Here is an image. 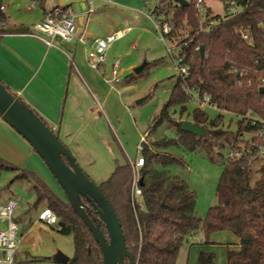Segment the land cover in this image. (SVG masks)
<instances>
[{
  "label": "trees",
  "instance_id": "16d2710c",
  "mask_svg": "<svg viewBox=\"0 0 264 264\" xmlns=\"http://www.w3.org/2000/svg\"><path fill=\"white\" fill-rule=\"evenodd\" d=\"M187 2V6L179 7L174 0H157L152 10L154 16H161L169 25L165 38L189 72L185 81L176 78L141 144L139 156L143 164L137 175L145 209H138L132 199L133 171L127 161L116 163L97 186L119 221L126 249L135 264H176L179 249L198 231L203 233L205 245L215 233L228 232L236 239L226 252V264H264V158L260 156L264 143L260 135L264 129V92L259 91L260 80H264V0ZM209 2L221 4L224 16L214 15L207 6ZM229 7L239 10L227 12ZM5 21L0 11V24ZM187 88L200 98L208 97L218 110L214 119L198 108L192 111L190 122L205 131L202 138L181 130V116L190 102ZM226 114L237 120L235 133L224 129ZM164 125L172 128L170 135L150 138ZM245 134L248 139H244ZM179 148L212 164L222 161L223 151H228L215 190L216 204L209 207L204 219L196 211V192L172 171L174 167L185 168L184 162L169 152ZM17 179L33 183L34 206L44 203L58 220V233L71 238L73 255L66 264H103L98 245L61 189L65 201L33 174L20 172ZM89 209L90 219L107 237L103 222L90 206ZM14 221L18 225V220ZM29 226L30 222L23 230ZM214 259L212 252L201 249L196 264H214Z\"/></svg>",
  "mask_w": 264,
  "mask_h": 264
},
{
  "label": "crops",
  "instance_id": "0c3cea01",
  "mask_svg": "<svg viewBox=\"0 0 264 264\" xmlns=\"http://www.w3.org/2000/svg\"><path fill=\"white\" fill-rule=\"evenodd\" d=\"M143 4L144 0H1L0 3V11L6 18L0 24V83L57 133L81 170L96 184L110 175L116 163L132 164L139 136L118 91L104 81L110 67L107 73L103 67L100 73L93 71L86 63V54L93 50L95 40L120 31L119 26L125 23L139 22L128 14L120 20H109V12L115 11L110 10V5L138 11ZM61 6H70L73 11L76 25L73 42L55 38L47 45L45 39L30 35L32 26L43 19L46 11ZM19 28L27 32L3 31ZM126 28L131 31V27L121 30ZM0 165L14 168L10 171L0 167L14 174L15 180L20 172L35 175L60 198L44 163L1 119ZM193 237L184 243L186 264H196L201 249L214 256L221 254L226 264V252L236 243L230 233L222 232L211 235L209 244L205 245L203 236L202 241L197 240L200 244L192 247Z\"/></svg>",
  "mask_w": 264,
  "mask_h": 264
},
{
  "label": "rangeland",
  "instance_id": "374dc122",
  "mask_svg": "<svg viewBox=\"0 0 264 264\" xmlns=\"http://www.w3.org/2000/svg\"><path fill=\"white\" fill-rule=\"evenodd\" d=\"M155 5L156 0H144L141 10L138 11L114 5L109 7L110 10H115L109 12V20L112 18L120 20L127 14L132 19H139L137 23L128 22L119 26L120 30L125 27H131V31L123 39L111 45L105 55V64L102 66L105 73H107L114 61H119L117 73L120 82L113 85V87L118 91L121 101L127 108V113L133 122L134 129L139 136L136 142V151L131 160L132 165L140 158L137 152L140 138L144 137L153 118L167 101L170 90L177 78V71L172 60L176 54L173 44L166 38L162 41L153 24L156 22L152 14ZM207 6L211 8L214 15L224 16L221 4L209 2ZM238 10L231 11V13ZM147 16H150V19ZM109 20L106 18L105 22ZM92 25L93 27L96 26L95 24ZM98 35L97 32L96 36ZM167 49L172 52L168 54ZM139 66H143V70L136 75L133 71ZM106 77L107 75L103 78ZM194 97L198 98L199 95L195 93ZM142 99L143 101L137 104ZM195 108V100L190 101L186 105V111L181 116L184 122L191 121L192 111ZM205 112L210 119H214L217 115V112L213 110H206ZM174 118L178 119V111ZM223 126L229 132L235 133L237 130L236 118L229 114L224 115ZM171 133L172 128L164 125L155 133H151L150 138L162 134L170 135ZM248 138V134H245L244 139ZM262 150L264 152V143ZM169 152L174 153L184 162L185 168L174 167L172 171L182 179H185L189 187L196 192V211L198 216L204 219L209 207L216 204L215 190L222 172L221 165L228 158V151H223L222 161L215 164L209 163L199 155L184 151L182 148L170 149ZM137 169L135 168L134 170L136 175ZM13 176L14 174L0 169V203L11 198L18 204L14 214V219L18 220L17 238L19 240L15 254V264H62L53 261V256L59 252L68 259L71 258L73 255L71 238L59 234L57 226H47L39 221V214L45 208L44 203L34 206L36 196L33 184L27 180H15ZM50 176L51 182L56 184L58 188L61 200L65 201L59 186L52 175ZM134 201L138 209H145L141 197L135 196ZM29 222L30 226L23 230V226ZM202 238L203 233L198 231L196 236L193 237L192 242L194 245L192 247L198 246L200 242L197 240L201 239L202 241ZM185 247L186 244H183L179 249L176 264H186L187 254ZM216 247L221 248L222 246L217 245ZM214 261L216 264H224L221 254H217Z\"/></svg>",
  "mask_w": 264,
  "mask_h": 264
},
{
  "label": "water",
  "instance_id": "95a60500",
  "mask_svg": "<svg viewBox=\"0 0 264 264\" xmlns=\"http://www.w3.org/2000/svg\"><path fill=\"white\" fill-rule=\"evenodd\" d=\"M174 2L179 7H185L188 4L186 0H174ZM3 31L8 33L27 32L20 28ZM200 55H202V48H200ZM142 70L143 66H139L133 72L137 75ZM259 91L264 92V88ZM141 101L143 99L139 100L137 104ZM0 119L25 140L44 163L66 196L73 211L87 227L98 245L103 264H135L134 258L126 249L119 221L107 199L99 191L97 184L81 170L57 134L2 83H0ZM181 130L201 138L205 136V131L191 122H183ZM138 183L141 184L140 179ZM85 203L95 211L103 222L107 237L94 220L90 219V209ZM59 227L62 225L59 224ZM53 261L66 264L68 258L57 252L53 256Z\"/></svg>",
  "mask_w": 264,
  "mask_h": 264
},
{
  "label": "built area",
  "instance_id": "2783aa9c",
  "mask_svg": "<svg viewBox=\"0 0 264 264\" xmlns=\"http://www.w3.org/2000/svg\"><path fill=\"white\" fill-rule=\"evenodd\" d=\"M232 8L229 7L227 12H231ZM150 19V16H147ZM156 22L153 23L155 29L160 35V39L163 41L165 35L170 31V27L167 23L163 21L161 16H154ZM129 28L114 32L104 38L97 39L94 41L93 50L86 54V63L87 65L96 72L101 71L102 66L105 64V55L111 45L123 38L128 32ZM30 35L33 37L45 39L47 45H50V40L59 39L63 42L70 43L76 39V25L74 20V14L70 6H61L54 7L49 11L44 13L43 19L32 26ZM244 40H248L246 35H242ZM168 54L172 51L167 49ZM172 58L177 71V77L182 81L188 76L189 68L183 64L181 58L176 57L175 55ZM118 66L119 61H114L111 65L109 75L104 78V81L110 86L118 84L120 79L118 78ZM104 77V76H103ZM264 88V80H260V89ZM187 94L190 97V101L195 100L196 108L201 111L213 110L218 111L215 106H213L208 97L204 96L202 98L194 97L193 90L186 89ZM264 126V121L261 122ZM261 137H264V129L260 133ZM145 136L140 138V142L137 146L138 154L141 150V144L145 140ZM264 152L262 148L260 149V156L263 157ZM143 161L141 158H138L134 165L131 164L133 169V177L131 182V195L134 200L135 196L140 197L141 191L138 188L139 177L134 172L135 168L142 166ZM17 208L16 201L8 199L3 204H0V264H15V254L18 249L19 240L17 238L18 226L14 221V214ZM39 221L44 223L47 226H57L58 220L53 214V212L44 208V210L39 214Z\"/></svg>",
  "mask_w": 264,
  "mask_h": 264
}]
</instances>
